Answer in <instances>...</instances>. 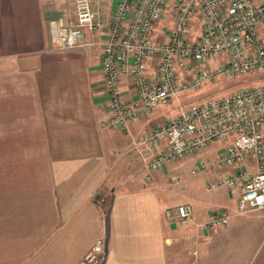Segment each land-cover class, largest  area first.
Masks as SVG:
<instances>
[{
    "label": "crops",
    "instance_id": "obj_1",
    "mask_svg": "<svg viewBox=\"0 0 264 264\" xmlns=\"http://www.w3.org/2000/svg\"><path fill=\"white\" fill-rule=\"evenodd\" d=\"M116 1L93 0L101 25L61 49L48 20L71 21L72 0H0V264H76L98 237L101 264H169L178 246L194 249L202 264L203 242L207 264H248L228 249L217 252L213 245L228 238L213 235L208 217L217 207L235 211L202 198L199 184L176 169L178 159L145 175L142 158L158 144L148 150L141 137L176 111L154 108L124 128L101 125L108 111L100 42ZM119 90L132 97L129 76ZM210 147L184 159L192 166L212 157ZM183 202L189 220L164 216ZM191 261L187 255L182 264Z\"/></svg>",
    "mask_w": 264,
    "mask_h": 264
},
{
    "label": "built area",
    "instance_id": "obj_2",
    "mask_svg": "<svg viewBox=\"0 0 264 264\" xmlns=\"http://www.w3.org/2000/svg\"><path fill=\"white\" fill-rule=\"evenodd\" d=\"M72 7L71 21L48 20L49 37L61 49L80 45L85 29L101 25L93 0H72ZM100 43L108 111L102 126L124 128L157 105L177 103L173 116L141 137L148 150L158 144L142 158L146 177L218 142L213 156H199L189 173L217 169L206 180V190L235 189L239 210H264V0H117ZM240 75L260 78L187 105L179 100L189 91ZM123 76L132 84L129 100L120 96ZM191 212L186 202L163 210L175 222L189 220ZM226 219L225 212L215 210L207 224ZM103 255L98 237L76 264H101Z\"/></svg>",
    "mask_w": 264,
    "mask_h": 264
},
{
    "label": "rangeland",
    "instance_id": "obj_3",
    "mask_svg": "<svg viewBox=\"0 0 264 264\" xmlns=\"http://www.w3.org/2000/svg\"><path fill=\"white\" fill-rule=\"evenodd\" d=\"M164 21V18H161L160 22L162 23ZM258 78H260L258 75H240L233 78L232 80H217L213 83L203 86L200 90L189 91L185 94H182L179 100L183 105H187L189 103L202 100L206 97L220 95L243 84L257 81L259 80ZM155 108L159 109L160 111L173 113L177 111V103L173 100L171 103L157 105ZM218 144V142L211 143L210 148H215ZM176 163L178 165L176 169L179 170V172H182L188 180L199 184L200 195L202 198L210 199L209 201L211 205L225 203L228 207H230V210L235 211L234 213H231L223 207H215L216 209H214L225 212L227 219L225 223L215 224L213 235L220 236L221 238L227 236L229 242L226 244L221 239V243L218 241L216 244H214L213 246L219 248L217 252L224 253V251L228 249L230 253L237 254L246 260L249 259L248 264L260 261V259L264 257V210H239L237 207L238 195L235 189L225 190V188L218 187L215 189L206 190L204 188V184L206 180L212 175L211 172H198L197 174H190V159L180 158L176 161ZM136 171L138 174H141V176L143 175L141 173V166L140 169L137 168ZM211 208L213 209L214 207ZM203 239L202 241H204ZM208 246V242H203L201 244L202 250L200 251V257L205 259V261L202 260V264H207ZM192 250L188 248L181 249L179 246L176 247L173 252L170 250L169 264H182L183 257L187 255H190L191 257L192 261L190 264H200L196 260L197 252L194 249Z\"/></svg>",
    "mask_w": 264,
    "mask_h": 264
},
{
    "label": "trees",
    "instance_id": "obj_4",
    "mask_svg": "<svg viewBox=\"0 0 264 264\" xmlns=\"http://www.w3.org/2000/svg\"><path fill=\"white\" fill-rule=\"evenodd\" d=\"M258 77H259V75H258Z\"/></svg>",
    "mask_w": 264,
    "mask_h": 264
}]
</instances>
